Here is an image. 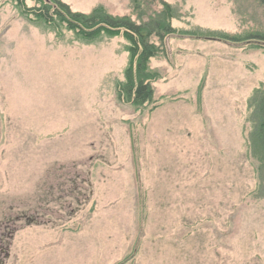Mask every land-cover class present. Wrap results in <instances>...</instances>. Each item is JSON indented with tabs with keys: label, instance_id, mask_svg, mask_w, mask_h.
<instances>
[{
	"label": "rangeland",
	"instance_id": "rangeland-1",
	"mask_svg": "<svg viewBox=\"0 0 264 264\" xmlns=\"http://www.w3.org/2000/svg\"><path fill=\"white\" fill-rule=\"evenodd\" d=\"M60 1L135 23L161 10ZM165 1L175 32L136 108L115 97L122 38L86 42L33 21L32 0H0L1 264H264V168L248 147L264 51L214 37L263 31L264 9Z\"/></svg>",
	"mask_w": 264,
	"mask_h": 264
},
{
	"label": "trees",
	"instance_id": "trees-1",
	"mask_svg": "<svg viewBox=\"0 0 264 264\" xmlns=\"http://www.w3.org/2000/svg\"><path fill=\"white\" fill-rule=\"evenodd\" d=\"M13 1L18 3L20 0ZM32 1L35 4L31 7L34 11L32 12L33 21H43L54 31L59 32L60 29H64L86 42L95 41L102 36L122 38L126 42L124 50L127 54V61L123 70V80L116 81L114 84L116 100L131 104L136 108L150 102L153 93L152 85L159 78V74L149 65L151 60L158 55L160 47L164 44V38L175 32L170 23L175 16L172 15L173 11L168 2L161 0L159 4L161 10L144 21H141L143 12L138 11L135 23L128 17L108 14L101 5L94 7L88 13H81L71 11L68 5L60 0ZM254 1L264 9V0ZM138 9L139 2L136 0V11ZM214 37L227 42L247 43L249 48L264 51V30H254L234 36L220 32ZM262 86L259 88L262 87L263 90H255L259 94L251 98L254 100L253 103L255 102L254 105L249 104V108L254 111L248 135V147L250 146L251 154L258 162L260 176L264 168V85ZM1 255L4 256L2 252Z\"/></svg>",
	"mask_w": 264,
	"mask_h": 264
}]
</instances>
